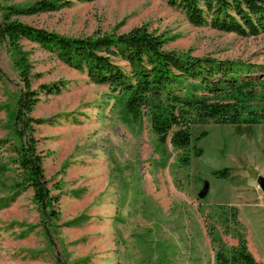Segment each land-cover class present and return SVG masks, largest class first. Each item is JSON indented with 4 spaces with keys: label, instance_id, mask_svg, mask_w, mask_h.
<instances>
[{
    "label": "rangeland",
    "instance_id": "1",
    "mask_svg": "<svg viewBox=\"0 0 264 264\" xmlns=\"http://www.w3.org/2000/svg\"><path fill=\"white\" fill-rule=\"evenodd\" d=\"M34 1L0 0V20L8 7ZM10 17L73 36L144 25L166 38L167 50L264 64V34L194 26L165 0H62L52 11ZM18 50L0 42V139L8 141L0 147V166L8 162L0 167V197L16 178L8 160L17 141L12 117L28 82L37 99L26 116L40 120L30 122L31 132L55 216L41 213L31 187L0 202V264H212L210 227L228 245L240 231L264 264V192L257 183L264 177L263 124L240 132L231 124H196L188 148L178 149L169 138L160 143L144 117L125 114L117 93L85 71L28 39ZM58 81L65 83L60 92L42 91ZM200 132L206 135L196 139ZM224 168L226 176L212 173ZM228 207L239 226L225 219Z\"/></svg>",
    "mask_w": 264,
    "mask_h": 264
},
{
    "label": "trees",
    "instance_id": "2",
    "mask_svg": "<svg viewBox=\"0 0 264 264\" xmlns=\"http://www.w3.org/2000/svg\"><path fill=\"white\" fill-rule=\"evenodd\" d=\"M62 0H36L27 6L7 8L0 20V42L19 51V41L28 39L63 63L85 71L91 82L107 85L122 99L125 114L133 119L145 118L157 140L178 149L188 148L191 130L196 124L213 121L231 124L238 132L253 124L264 125V64L239 59H218L193 56L164 48L166 38L149 31L144 25L127 32H98L86 36L65 35L36 27L17 19L14 14L52 11ZM180 9L194 26H209L220 32L241 37L264 34V0H165ZM119 57L126 62L121 66ZM24 59V58H23ZM21 74L26 78L27 64L20 61ZM24 78V79H25ZM20 91L18 109L13 115V155L9 161L16 165L12 189L0 202L7 203L31 187L33 200L44 216H55L42 156L31 132L32 121L26 116L35 102V92ZM63 81L42 85V91L58 93ZM200 132L196 139L204 137ZM8 141L0 139V147ZM199 150L195 154L199 155ZM7 160V161H8ZM1 164L6 168L8 162ZM228 168L215 170L216 176L228 175ZM5 201V202H4ZM225 219L240 225L237 211L228 207ZM214 244L212 264H263L247 248L243 234L236 232L237 242L228 245L214 228H208Z\"/></svg>",
    "mask_w": 264,
    "mask_h": 264
},
{
    "label": "water",
    "instance_id": "3",
    "mask_svg": "<svg viewBox=\"0 0 264 264\" xmlns=\"http://www.w3.org/2000/svg\"><path fill=\"white\" fill-rule=\"evenodd\" d=\"M257 183H258L259 188L262 190V192H264V177L258 176ZM200 196L202 197L203 193H200Z\"/></svg>",
    "mask_w": 264,
    "mask_h": 264
}]
</instances>
